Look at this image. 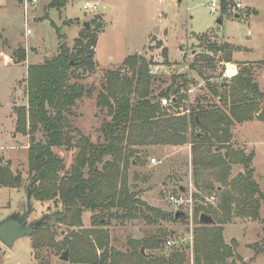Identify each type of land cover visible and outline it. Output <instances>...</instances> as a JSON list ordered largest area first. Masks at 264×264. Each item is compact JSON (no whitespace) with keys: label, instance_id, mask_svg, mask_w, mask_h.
<instances>
[{"label":"rangeland","instance_id":"obj_1","mask_svg":"<svg viewBox=\"0 0 264 264\" xmlns=\"http://www.w3.org/2000/svg\"><path fill=\"white\" fill-rule=\"evenodd\" d=\"M86 1L97 3L98 8L92 11L87 10L84 7ZM236 1H240L243 8L232 12L235 0H230L228 7L230 12L223 14L222 21L219 22L220 8L211 12V0H165V2L158 0H67L66 6L61 9L49 7L50 0H38L29 4L26 11L23 1L0 0V165L10 163L11 170L15 174H20L22 178V183L18 187H0V220L14 210L18 211L26 207L27 190L30 184L28 173L30 134L16 131V121L17 108L27 105L29 65L40 64L44 59L56 54L61 41H65L72 48L74 38L78 36L84 22H91L93 16L99 14L98 19L102 26L94 47L95 66L92 70L73 69L75 75H79L77 81L90 89L89 94L77 100L71 108L72 112L65 114L70 132L76 135L74 142L80 135L87 136L94 143L104 140L102 125L109 121L111 116L106 107H98L97 95L104 90L107 72L118 68L123 60L132 54L146 58L150 56L149 66L160 64L163 68L162 73L152 75L150 84L152 95L158 96L170 87L173 76L185 75L189 79L188 87L190 84L195 87L189 96L187 93L189 90H186L187 99L192 103L191 105L196 103L195 97L199 96L206 106L216 105L225 109L226 104H223L220 98L214 96L212 92L216 83H219L217 77L228 68L235 73L234 78L244 65L242 62L233 60L232 52L231 60H226L224 49L210 48L213 43L217 45L227 43L225 40L232 42L241 47L239 51L242 52L236 54L238 58L245 56L249 59H257L254 65L247 66L251 68L252 78L264 93V59H262L264 58V0ZM236 12L241 13V16L235 17ZM51 22L60 27L63 39L58 38L55 26ZM26 27L31 29L30 34L25 35ZM156 27L158 31L155 33ZM21 47H24L26 51V58L18 61ZM245 47L252 49L249 52H243L247 51L243 49ZM163 49H166V55L163 54ZM254 67L256 69L253 70ZM131 71L132 69L128 68L123 70L128 75H131ZM75 80L72 76L69 82L72 83ZM136 98L137 94L131 95L132 100ZM260 108H264V98L260 101ZM165 113L166 116L178 115L169 109H166ZM244 122H246L244 126L242 125L244 131L240 126L243 122H235L231 126L232 137L229 144L233 150L244 151L246 154L253 151L255 156L254 145L247 144V141L259 138L260 143L264 140L262 139L264 138V126H259L264 125V119L255 116ZM233 127L235 135L239 136L237 141L238 139L244 140L243 146L239 145L236 139L232 140ZM40 129L39 127L33 132L37 140L42 137ZM134 132L135 129H132L129 132L125 131L123 135L130 136ZM134 138L127 148L138 152L130 158L127 179L129 190L137 192V198L144 202L139 207L143 213L146 212V205L164 211L174 210L168 196L180 193L177 186L182 184L186 187L184 192L187 196H192V205L188 207L190 218L187 222L181 219H159L149 223L141 216L118 218L111 216L110 210H105L102 224L94 225L91 218L93 212L85 210L81 215L80 224L68 225L58 221L56 225L50 227V230L52 229L55 233V244L46 243L35 248L32 246L33 234L16 239L12 247L0 240V264H91L89 261L81 260L86 249L81 248L82 254L72 253L71 247L67 244L69 240H66L76 241L75 233H82L84 230L87 231L88 238L93 241L97 256L102 255L106 246L124 250L129 247V241H140L154 234L171 231L172 235L166 237L172 241L171 246L162 244L161 247L155 249L142 248L143 252L152 255L167 254L174 247L184 246L189 262L193 264V230L196 227L192 218L194 209L200 205L204 210L218 211L221 191L217 188L226 190L229 186L225 178L223 180L219 178L218 168H207L202 169L201 188H197L192 179V158L189 161L188 155L185 157L186 154L183 155L182 152L175 153L173 156L158 157L152 150L134 146L136 143ZM187 143L191 149L190 142L187 141ZM216 147L218 146L215 145ZM258 148L259 153L257 152L254 163L256 174L253 173V178L264 194V147L258 146ZM53 151L63 160V168L59 171V175L68 174L76 162L80 147L74 145L67 149L65 146H56L53 147ZM219 151L227 154L224 147L219 148ZM237 164L240 163L235 157L232 159L228 174L225 176L226 172H222L227 181L244 172L242 164L236 167ZM123 166L121 162L120 170ZM251 167L255 171L253 159ZM240 169L242 171L238 172ZM190 174L191 180L189 181ZM208 184L215 188H208L206 186ZM195 194L197 197L194 196ZM209 195L215 196L213 202L206 200ZM31 201L33 212L30 216L33 220L44 215H51L60 207L53 201H42L33 196H31ZM260 202L257 219L234 213L232 207L230 220L221 225L224 241L230 245L232 239L236 240L234 256L228 258L231 264L232 262L242 264L243 261L246 264H264V201ZM218 217L220 216L217 214L212 216L214 220ZM106 234L109 238L107 244H105ZM96 236L104 238L101 242L103 246L99 244ZM66 247L69 248V259L61 260L59 256Z\"/></svg>","mask_w":264,"mask_h":264},{"label":"trees","instance_id":"obj_2","mask_svg":"<svg viewBox=\"0 0 264 264\" xmlns=\"http://www.w3.org/2000/svg\"><path fill=\"white\" fill-rule=\"evenodd\" d=\"M66 3L67 0H50L48 6L61 9ZM229 3L230 0H220L221 17L230 12ZM238 14L241 16V13ZM99 17V14L98 17L93 16L91 22L83 26L74 38L72 48L61 41L56 54L40 64L28 67V100L26 106L17 108L16 131L30 134L28 173L31 196L42 201H53L60 206L53 214L44 217L68 225L80 224L85 210L93 212L91 218L94 225L102 224L105 210H110V215L118 218L141 216L149 223L159 219H181L187 222L189 215L176 216V210L164 211L146 205V212L143 213L139 205L144 202L137 198V192L130 191L128 187L127 168L131 163L130 158L138 151L127 148L132 144L133 136L130 134L125 137L124 132L139 128L152 129L153 125L162 127L161 134L166 142L185 143L190 139L192 179L197 188H201L202 169L207 168H218L219 178H225L229 186L226 190L217 188L221 191L218 211L204 210L200 205L194 209L192 218L196 227L193 230V264H231L228 258L234 256L236 240L232 239L230 245L224 241L222 223L230 220L232 207L234 213L257 219L260 201H264V194L253 178L251 161L254 152L246 154L244 151L233 150L229 144L231 126L235 122H244L255 116L264 119V108H260L264 93L252 78L251 68L242 66L233 79L216 83L212 89L214 96L226 104L225 109L216 105L206 106L202 103L204 100L197 96L190 115L161 119L160 116H166V113H159L160 98L173 96L181 104L187 99L185 92L189 79L185 75L173 76L170 87L158 96L152 95V75L149 74L151 60L138 54L128 55L118 68L107 72L104 90L97 95L98 107H106L111 116L102 125L104 140L94 143L87 136L80 135L74 142L76 135L70 132L65 114L71 113L77 100L89 94L90 89L77 81L79 75H75L73 69L94 68V47L102 26ZM52 25L55 26L54 23ZM55 29L58 38L63 39L60 27L55 26ZM216 45L213 43L210 48L224 49L225 58L230 61L231 52L236 47L230 43ZM166 52L163 49L164 55ZM25 58L26 51L21 47L17 60L23 61ZM125 68L132 69L131 75L123 72ZM72 76L76 80L71 83L69 79ZM132 94H137L135 100L131 99ZM39 127L42 137L37 140L33 132ZM188 131L190 137L187 136ZM74 145L80 147L76 162L68 174L60 176L63 160L53 151V147L65 146L70 149ZM215 145L218 147L215 148ZM222 147L226 148V155L219 151ZM235 157L244 167V172L227 181L225 176ZM121 162L124 166L120 170ZM9 164L0 165V187H18L22 183L21 175L15 174ZM224 171L225 176L222 175ZM206 186L215 188L211 184ZM194 196L197 197V194ZM201 213L211 217L217 214L220 217L214 223H207L200 220ZM86 232H76V241L66 240H69L67 244L72 253L78 254L81 248L86 249L81 253V260L91 264H191L184 246L174 247L167 254L142 252V248L155 249L166 244V237L172 235L171 231L154 234L140 241H129V247L124 250L106 246L101 256L95 254V245ZM105 236L107 244L109 238L107 234ZM54 237V231L44 221L34 230L32 246L39 248L46 243L55 244ZM97 239L103 246L101 242L104 238Z\"/></svg>","mask_w":264,"mask_h":264},{"label":"crops","instance_id":"obj_3","mask_svg":"<svg viewBox=\"0 0 264 264\" xmlns=\"http://www.w3.org/2000/svg\"><path fill=\"white\" fill-rule=\"evenodd\" d=\"M237 14H238V12H236ZM237 17H240V15L238 14V16ZM220 19H221V21H222V17H221V15H220ZM85 23V22H84ZM84 26V25H83ZM225 42H227V43H230V44H234V43H232V42H228V41H226L225 40ZM237 48H235L233 51H232V58H233V60L235 61H238V62H242V64L243 65H249V64H251V65H254V61H256L257 59H249V58H246L245 56H242L241 58H238L237 56H236V54H238L239 52H242V51H239V49L241 48V47H239L238 45H236V44H234ZM243 49H246L247 51H243V52H249V50H251L252 48H247V47H245V48H243ZM139 53V52H138ZM95 54H96V51H95ZM245 54V53H244ZM147 58H150V56L149 57H147ZM262 59H264V58H262ZM235 63V62H234ZM237 64V63H236ZM254 69H256V67H254L253 68V70ZM259 80H257V82H258ZM195 89V87L193 86V85H189V87H188V90H191V91H189V92H187L188 93V96H189V94L193 91ZM186 93V92H185ZM186 93V94H187ZM197 97V96H196ZM190 98V97H189ZM160 106V110H159V113H165L166 112V108L164 107V106H162V105H159ZM164 115H166V114H164ZM176 116H188L187 114H178V115H176ZM166 117H169L168 115L167 116H160V118L161 119H163V118H166ZM244 123H246V122H243V123H241V127H242V129H243V126H244ZM243 125V126H242ZM239 126V127H240ZM259 126H261V127H263L264 125H259ZM161 130H162V127H155L154 125H153V128L152 129H143V128H139V129H136L135 130V132H134V134L132 135L133 136V138H134V136H135V138H134V140L136 141V143H134V146H137V147H141V148H147L148 150H152L154 153H156L157 155H158V157H166V156H173V155H175V153H181L182 152V154L183 155H185V157L188 155V158H189V161H190V159L192 158L191 156V149H190V145H188V143L186 144V142L185 143H172V142H166V140H164V136H162V134H161ZM243 131H244V129H243ZM242 131V132H243ZM232 133H234L233 134V138H232V140L234 141L235 139H236V142H238L239 143V145H241V146H243V144L245 143L244 142V140L242 139V140H239L238 139V141H237V138L239 137V136H236L235 135V130H234V127L232 128ZM189 135H190V132L188 131L187 132V136L189 137ZM246 135V134H245ZM262 139H264V138H262ZM259 140H261V139H255V140H249V141H247V144H251L252 143V145H254V147H255V156H254V158H253V167L255 168V171H254V174H256V167L254 166V163H255V157H256V155H257V152L259 153V148H258V146H262V147H264V140L263 141H261L260 143H259ZM188 142H190V144H191V146H192V143H191V141H190V139H188ZM264 157V156H263ZM240 164H237L236 165V167L237 166H239ZM241 166V165H240ZM235 167V168H236ZM240 171H242L241 169L238 171V172H240ZM183 177V176H182ZM189 177V181L191 180V174L188 176ZM175 178L176 179H179V177L178 176H175ZM178 187V189L180 190V191H183V190H185L186 189V187L184 186V185H182V184H180V185H178L177 186ZM260 218H261V213H260Z\"/></svg>","mask_w":264,"mask_h":264},{"label":"built area","instance_id":"obj_4","mask_svg":"<svg viewBox=\"0 0 264 264\" xmlns=\"http://www.w3.org/2000/svg\"><path fill=\"white\" fill-rule=\"evenodd\" d=\"M38 0H23L25 11L28 9L29 4H33L37 2ZM161 2H165V0H158ZM84 7L89 10H95L98 8L97 3H91L89 1H86L84 4ZM220 8V1L219 0H211L210 3V11L215 12L217 11V8ZM243 8V4L240 1L235 0V4L232 6V12L237 11L236 9ZM230 11V10H229ZM235 14V13H234ZM26 20V19H25ZM32 31L29 27H26L25 29V35L30 34ZM163 68H161L160 64H151L149 66V74L150 75H156L158 73H162ZM234 72L226 68L221 75L217 77V81L223 83L224 81H229L233 78ZM191 91V90H189ZM192 103L188 99H184L181 104H178L173 96H164L160 98V105L164 106L165 108L172 110L176 114H190L192 112ZM169 202L173 205L174 210H182L185 213L189 215L188 207L192 205V196H187V194L183 191H181L178 194H171L168 196ZM206 200L209 202H213L215 200L214 195H209L206 197ZM172 241L168 239L166 241L165 246H171Z\"/></svg>","mask_w":264,"mask_h":264},{"label":"water","instance_id":"obj_5","mask_svg":"<svg viewBox=\"0 0 264 264\" xmlns=\"http://www.w3.org/2000/svg\"><path fill=\"white\" fill-rule=\"evenodd\" d=\"M22 1L23 0H19V2ZM234 16L237 17L238 14L235 13ZM96 17H98V14L96 15ZM218 21L221 22L220 17L218 18ZM86 25H88L87 22L84 23V26ZM157 31L158 28L156 27L154 29V32L156 33ZM26 202L27 208L24 209L23 212H12L6 218L0 220V240L9 247L13 246L16 239L25 235H31L33 233L34 228L39 226L45 219V217H41L37 220L28 222V216L32 210L30 188L27 190ZM181 214L186 215L187 213L182 210H176V216H179ZM200 220L207 223H214V219L210 215H207L205 213H201ZM141 250L143 252V249ZM68 253L69 249L67 248L61 255V258L68 259ZM242 264L246 263H244L243 261Z\"/></svg>","mask_w":264,"mask_h":264},{"label":"flooded vegetation","instance_id":"obj_6","mask_svg":"<svg viewBox=\"0 0 264 264\" xmlns=\"http://www.w3.org/2000/svg\"><path fill=\"white\" fill-rule=\"evenodd\" d=\"M26 204H27V202H26ZM26 208H27V207H23L21 210H18V211H15V210H14V211H12V212H23L24 209H26ZM12 212H11V213H12ZM32 212H33V207H32L31 212L29 213V216H28V222H30V221H34L33 219H31V216H30ZM11 213H9V214H11ZM9 214H8V215H9ZM8 215H7V216H8ZM7 216H6V217H7ZM44 216H47V215H44ZM44 216H42V217H44ZM6 217H5V218H6ZM40 218H41V217H40ZM3 219H4V218H3ZM38 219H39V218H38ZM35 220H37V219H35ZM44 221H45L50 227H51V226H54V225L57 224L56 222L51 221L50 219H47V218H45ZM44 221H43V222H44ZM35 228H36V227H35ZM35 228H34V230H35ZM34 230H33V233H34ZM33 233H32V234H33ZM32 234H31V235H32ZM67 248H68V247H66L65 250H66ZM68 249H69V248H68ZM65 250H64V251H65ZM64 251L61 252L59 258H60L61 260H68V259H69V256H68V259H62V258H61V255L63 254ZM68 254H69V253H68Z\"/></svg>","mask_w":264,"mask_h":264}]
</instances>
